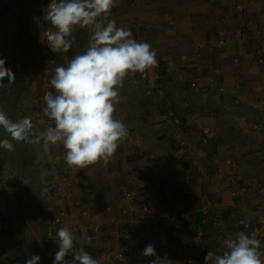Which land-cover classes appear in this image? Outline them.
Listing matches in <instances>:
<instances>
[{
    "label": "crops",
    "instance_id": "obj_1",
    "mask_svg": "<svg viewBox=\"0 0 264 264\" xmlns=\"http://www.w3.org/2000/svg\"><path fill=\"white\" fill-rule=\"evenodd\" d=\"M33 1L0 0V27H17L29 53L31 41L39 44L36 65L47 74L30 76L45 95L54 92L50 80L55 67L82 54L90 33L76 28L69 51L52 52L46 45L52 28L43 19L51 0L36 4L34 14ZM263 1L118 0L112 9L108 19L127 26L138 42L149 43L158 63L144 75L130 72L123 82L114 117L127 125L129 135L107 166L65 167L63 204L75 217L80 247L99 264H123L125 255L134 260L140 241L170 257L199 256L205 264L207 253L221 243L192 213L208 197L228 209L229 223L241 215L255 218L264 201V112L255 108L264 102ZM236 100L240 103L233 107ZM46 118L50 124H38V131L53 126ZM53 146L64 156L62 144ZM236 189L238 195H233ZM127 191L134 194V206L146 205L152 215L139 237L120 234L131 216L122 201ZM165 218L169 224L162 234ZM229 223L233 231L237 225Z\"/></svg>",
    "mask_w": 264,
    "mask_h": 264
},
{
    "label": "clouds",
    "instance_id": "obj_2",
    "mask_svg": "<svg viewBox=\"0 0 264 264\" xmlns=\"http://www.w3.org/2000/svg\"><path fill=\"white\" fill-rule=\"evenodd\" d=\"M117 4L118 0H51L43 17L52 28L46 34L49 49L67 53L76 28L90 33L87 48L54 69L50 80L54 92H46L43 97L44 115L54 122L53 126L37 133L30 118L13 121L0 110V128L7 133L0 139V148L14 151L13 141L62 144L67 166L78 169L97 163L107 166L113 159L120 142L129 135L127 125L114 117L123 82L130 72L144 75L158 63L149 43L138 42L127 26H117L115 20L108 19ZM5 78L9 85L15 83V74L0 58V87ZM56 239L59 248L53 264H99L83 247L75 246L76 237L69 227L59 228ZM223 247L221 254L209 251L205 264H264L260 240L245 232L228 236ZM70 252L69 261L65 257ZM142 255L155 257L150 264H174L167 256L161 258L151 243ZM40 259L34 255L26 264H38Z\"/></svg>",
    "mask_w": 264,
    "mask_h": 264
},
{
    "label": "rangeland",
    "instance_id": "obj_3",
    "mask_svg": "<svg viewBox=\"0 0 264 264\" xmlns=\"http://www.w3.org/2000/svg\"><path fill=\"white\" fill-rule=\"evenodd\" d=\"M43 2H44L43 0H36V1L34 0L32 2V4H35L34 9L32 8L33 14L34 11L37 10L36 4L41 7V3ZM238 2H240L243 5L246 2H249V0H238ZM8 28H9V34L6 37L5 42H3L2 36L0 35V54H6L8 59L10 60V58L22 54L24 47V43H23L24 40L22 39L23 36H21L19 32L16 30L17 27L10 24ZM38 29L39 32H41L40 27ZM39 34L37 32L35 36L37 37V35ZM28 38L30 39V36H28ZM31 43L32 46L30 48V57L34 59L32 63L33 69L29 70L27 84H30V86H32L33 88L32 87H31L32 89L26 88V93L25 94L23 93L22 96L20 97V100L14 103L17 105V115L19 119L25 117L30 118L34 124V131L39 133L40 131H38V127H39L38 124L44 123L45 125H48L50 124V121L46 118L44 113H42L45 107L43 101L44 95L41 94L40 90H38V88L36 87L35 79L37 78L38 75L45 76L47 74V71H44L43 67L41 69L37 67L36 59H38L37 56L39 55V53H41V50H40V46L38 47L39 44L37 43V41L35 43L31 41ZM43 56H45V54H43ZM36 69L38 70L39 73L36 72L37 71ZM30 75L32 76L36 75L35 79H33V77H31ZM33 81H35V84H33ZM41 82L44 83V80H42ZM42 85L43 84L40 83L39 87ZM239 103H236L234 101L233 107H236V105H239ZM249 107H253V105L251 104ZM42 145L43 143L37 145H30L26 143L21 144L22 147L28 146L29 150L30 148L32 150V151L30 150L31 156L29 155V159H30L29 162L30 165H32L33 167L31 166L27 167L28 170L27 168L23 169L24 172L23 170L18 171L14 166L13 167L11 166L12 168L9 167L10 165L8 164L7 156L5 158L2 155L4 154L5 150L0 148V202H4L5 204H7L9 211V222L7 223V227L3 233V236L0 238V264H26V261L31 259V257L34 255H38L41 258V255L43 254L42 252L45 247L43 242L44 225L40 224L42 218H44V215H46V213L51 212L52 209H50L48 205L49 204L52 205V200L55 201L57 199H60L61 202L63 203V192L61 193L58 192L57 194L52 195L51 196L52 198H50L49 201L45 196H42L41 194V188L43 187L42 180L46 182L45 184L47 183L50 184L58 180L61 176H64L65 180L67 178L66 175L67 173L65 170L66 162L64 160V156L60 152H58L59 149H57L53 145L47 144L49 148L48 153L44 152L45 155L43 154L42 156L43 160L41 161L39 160V153L43 152L39 150ZM14 146L17 152L18 149L22 150V147L18 148L19 145L17 143ZM32 152H34V154H32ZM55 152H58V154H55ZM14 154H16L17 157L18 153H16L15 151L10 152V155H14ZM49 162L51 166H49ZM231 163L232 164H228V165L233 166L232 168L235 169L238 168V165L235 164L232 160ZM60 169H62V171H60ZM29 170L32 171V175L29 174L25 175L29 172ZM19 172L20 173L23 172L22 175H20ZM186 174H190V173H186ZM186 174L184 175V178ZM190 179L191 176L188 179V181H190ZM216 202L218 203V201ZM63 206L66 207L65 204H63ZM219 208L223 212V216H224L223 221L225 222L226 225L225 232L223 234L214 233L212 231L211 225H209L208 223L202 224V226H208L207 229L212 234H216L219 236V238L217 239H219L221 245H218L219 247L216 246L215 253L217 254H220L225 250V248L222 245L224 239H226L230 235L234 236L236 232L241 231L240 230L241 227H239L237 224L238 220L240 219L251 220L252 218L250 217V215L252 214L246 215V218H244V215H241L235 220L236 224L235 223L232 224L227 222L228 220L227 215L230 214L228 212V209L225 206H221V205H219ZM256 212L257 209L254 211V215L256 214ZM197 213L198 212H193L192 216L195 217ZM47 217L48 216L46 215V218ZM254 219H256V216ZM228 223L231 224L230 226L237 225V227L233 229L234 232L232 231L233 227L229 229L227 228ZM242 232L245 231L243 230ZM211 243H212V247H214L215 241L212 240ZM202 248L201 246L198 247V249H202ZM38 264H42V263L39 261Z\"/></svg>",
    "mask_w": 264,
    "mask_h": 264
},
{
    "label": "built area",
    "instance_id": "obj_4",
    "mask_svg": "<svg viewBox=\"0 0 264 264\" xmlns=\"http://www.w3.org/2000/svg\"><path fill=\"white\" fill-rule=\"evenodd\" d=\"M219 43L221 45H224L225 39H220ZM0 58L5 59V67H7V61L9 60L6 54H0ZM151 95V94H150ZM236 103H239L238 100L235 101ZM254 107V106H253ZM255 108L259 111L264 112V102L260 103L258 106H255ZM175 121H178V118L175 119ZM252 126L257 127V122H253ZM206 139V138H204ZM42 153H39V160H43L42 156L45 153H48V146L43 143L41 148ZM45 155V154H44ZM228 164H232L231 160H228ZM49 166H51L49 162ZM185 178L188 180L190 178V174H186ZM64 181L65 177L61 176L58 180L54 181L50 184H45L46 182L42 180L43 187L41 188V194L42 196H45L48 201L51 196L54 194H57L58 192L61 193L64 191ZM45 184V185H44ZM140 186H142L140 184ZM244 187H241L243 189ZM240 189V190H241ZM239 189H236L232 191L233 195H238ZM134 194L131 191H127L122 196V201L126 205L125 212L130 214V218L128 221H125L123 226L120 228V234L122 237H126L129 234H133L135 237H139L142 231V225L145 221H150L152 219V215L146 205H136L134 201ZM51 210V212L47 213L46 215V226L44 228V236L46 238V247L43 250V254L41 255L40 262L42 264H53L55 254L58 251L59 243L56 239V232L61 227H69L73 233L76 229L74 224V216L73 212L64 207L63 203L60 199H57L55 201L52 200V205H48ZM137 210V216L134 215V212ZM198 214L201 218V225L203 223L209 224L212 227V231L216 234H223L225 232V222L223 221V212L219 208V204L211 198H207L204 200V204L200 207ZM256 219L254 220H248V219H240L238 220V226L241 227V231H245L250 237H254L261 242V251H264V201L261 202V207L256 212ZM133 216V217H132ZM9 222V211L8 206L4 202H0V238L3 236V233L7 227V223ZM169 221L167 218L163 219L160 223V226L162 229V234H164V229L168 226ZM178 227V226H176ZM177 229V228H176ZM176 229H174V233L177 232ZM155 230V229H154ZM153 230V232H155ZM238 231V232H241ZM172 232V231H171ZM75 235V234H74ZM76 237V236H75ZM89 235H87V239H89ZM75 246L77 248H80V245L77 241V238L75 239ZM145 243L143 241H140L137 243V247L134 248L133 253L136 255L134 260H131L129 256L125 255L122 256L123 264H150V261L154 260L155 257H145L142 255V251L145 248ZM157 254L164 258L167 256V258L170 261H173L174 264H202L200 261L199 256H183L180 258H174L170 257L169 255H166L159 249H155ZM202 249H198L199 252H201ZM111 254H115L112 252ZM221 254V253H220ZM116 256L118 257V254L116 253ZM66 260L72 259V253L70 252L66 257Z\"/></svg>",
    "mask_w": 264,
    "mask_h": 264
},
{
    "label": "trees",
    "instance_id": "obj_5",
    "mask_svg": "<svg viewBox=\"0 0 264 264\" xmlns=\"http://www.w3.org/2000/svg\"><path fill=\"white\" fill-rule=\"evenodd\" d=\"M23 32L24 31H20V33H23ZM8 34H9V28L7 25H5L3 28L0 27V35L2 36L3 42L6 41V37ZM24 50L22 51L21 55L10 58V60L7 61V68L11 69L13 73L15 74V83L9 85L7 78H5L2 81V83L4 84L3 87H0V110L4 111L6 115L13 121L19 120V117L17 115V105L15 103L18 100H20V97L22 96L23 93L24 94L26 93V88L28 86L27 84L28 74L32 66V62L29 59L30 53L28 52L27 49H24ZM0 136H1V139L7 137V133H5L2 128H0ZM13 143L14 145L16 144V142H13ZM17 144L19 145L18 148L22 147L21 146L22 143H17ZM30 150L28 146L27 147L23 146L22 150L18 149V152L16 149L14 150L16 153H18L17 157H16V154L10 155V152L7 150H5L4 154L2 155L5 158L7 156L8 164L10 165L9 167L14 166L16 167L18 171L20 170L22 171L23 169L29 166L33 167L32 165H30V162H29L30 161L29 155L31 156ZM34 152H32V154H34ZM22 173L19 172L20 175H22ZM28 174L32 175V171L29 170V172L25 175H28ZM46 220H47L46 215H44V218H42V221L40 223L41 225H44V228L46 226ZM43 242L46 247V238L44 235H43Z\"/></svg>",
    "mask_w": 264,
    "mask_h": 264
}]
</instances>
